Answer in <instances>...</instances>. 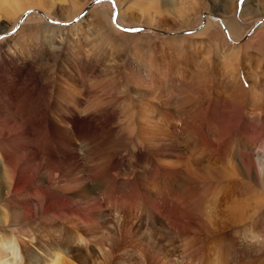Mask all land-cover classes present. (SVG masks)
<instances>
[{
  "label": "rangeland",
  "instance_id": "obj_1",
  "mask_svg": "<svg viewBox=\"0 0 264 264\" xmlns=\"http://www.w3.org/2000/svg\"><path fill=\"white\" fill-rule=\"evenodd\" d=\"M47 1L0 17V111L27 110L32 124L48 90L74 93L96 113L79 117L81 137L57 117L42 137L59 175L107 170L108 188L88 201L59 191L76 213L58 217L10 194L0 219H77L89 264H264V0H157L143 17L133 0ZM233 201L249 204L236 220L223 215Z\"/></svg>",
  "mask_w": 264,
  "mask_h": 264
},
{
  "label": "bare ground",
  "instance_id": "obj_2",
  "mask_svg": "<svg viewBox=\"0 0 264 264\" xmlns=\"http://www.w3.org/2000/svg\"><path fill=\"white\" fill-rule=\"evenodd\" d=\"M23 1V3H20L18 0H0V17H5L8 19L9 15L12 16L14 14V10L22 11L26 7H36V5H45L46 8L50 9L48 6V1L47 3L44 2V0ZM57 1L61 2L63 0ZM156 1L157 0H133V10L138 12L139 17H143V15L146 16L150 11H158L159 6H157ZM52 2L54 3V1ZM49 4L51 5V3ZM77 5L76 8L78 7ZM162 10L163 12H168L167 8H163ZM229 46L230 49L228 52L225 50L222 52L224 54L223 62L227 61L231 56V45ZM43 87L44 90H48V86ZM258 94H260V92H258ZM75 97L77 96L74 93L70 94L66 91L62 92L60 97H55L53 89L48 90L46 102H43V99L39 98V103L41 104L40 115L38 118L34 119L32 124L28 123L30 120V115L27 110H21L19 112V109L16 111L17 114H14L13 111H9L10 114L8 115H5V113H1L0 111V124L2 123L0 125V203L6 201L8 199V195L17 194L19 192L23 196H21L23 201L27 197L35 198L37 201L36 208L42 214H45L46 212L53 213L56 217H58L61 213L63 214V212L70 214L76 213L75 209L72 207V209L69 208L70 205H66L65 207L64 203L67 204L70 198H61V196H59V191L72 188L74 192L70 193L71 196L74 195V198H76L75 194L81 195L82 198H87L88 201L89 198L94 200V195L98 194L97 192L102 191V188L104 190V188L108 186L106 185V180L108 179L106 178V174H108L107 170H103L98 173L95 172L94 174H89L90 170H88L87 177L84 174H73L69 176V178L64 177L65 175H59L58 173L64 168L60 167V165L57 163L56 152L51 151L53 148L51 146L50 149L48 148L46 144L47 138H45V140L42 137V133L52 130L49 127V122L56 121V117L58 122H61V125H69L72 133L78 137H81L77 133L79 126L81 125L79 122V117H86L87 120H93V117L96 116V113L93 114L89 108L82 109L81 105L77 107L75 104L71 105L70 101L77 102ZM13 98L15 97L13 96ZM24 98L26 97L21 96L20 102H22ZM51 98L55 99L54 103L60 104L57 111L53 110L52 107L48 108L50 106V102H48V100H51ZM32 102H34V99H32ZM8 108L10 109V106L8 105L4 106L3 104V106H0V109H3L5 112L9 110ZM232 109L234 110L233 113L236 115V117H233L238 120L241 115V111L238 109V107ZM3 115L8 117H3ZM22 115H25L24 117H26L23 120L21 118ZM81 120L84 119L82 118ZM58 122L55 123L57 126H60ZM33 124L36 128H41L36 130L32 128L31 125ZM235 126L236 125H234V127ZM228 131H233V128H230ZM220 132V129H216L214 131L216 136L213 137L219 138L217 133ZM10 140L15 142V152H12L13 144ZM56 140L57 143H61V137L56 138ZM62 142L72 144L75 149L76 143L72 140L65 139L63 137ZM46 146L48 150L46 149ZM135 146L136 145H134V147ZM28 149L29 151H27ZM69 159L73 160L74 157L72 156ZM250 166L254 169L252 163ZM258 166L261 167L260 172L264 175V165L262 162H260V160L258 162ZM236 168L237 167L235 164H227L221 169V172L223 175L232 176L235 175L234 170H236ZM109 172L111 173V171ZM87 178L89 181H87ZM64 180H66V183H64ZM243 201L240 203L239 201L229 202L225 208L223 214L224 217L234 220H236V218L239 219V216L244 213L245 206L250 204L249 200V204L246 202L247 200L245 202ZM86 205H88L87 202ZM3 216H5L4 211ZM24 220L25 219H0L1 226L5 227L13 225L12 229L15 228L17 231L16 233H13L12 236L3 234L0 235V264H57L58 261L60 264H62V261L66 260V258L75 261V264H78L77 262L89 264V262L93 261V251L85 254L81 253L82 250L86 251L88 243L86 237L81 235L79 230H77L79 223L77 222V219H57L59 221H65L63 224L58 222L59 225L57 229L55 228L57 224L52 226L48 222H45V219H39L34 226L30 225L29 220L26 219L25 222ZM49 257L52 258L51 262H49L47 259Z\"/></svg>",
  "mask_w": 264,
  "mask_h": 264
},
{
  "label": "snow or ice",
  "instance_id": "obj_3",
  "mask_svg": "<svg viewBox=\"0 0 264 264\" xmlns=\"http://www.w3.org/2000/svg\"><path fill=\"white\" fill-rule=\"evenodd\" d=\"M4 39V37L3 36H0V40H3Z\"/></svg>",
  "mask_w": 264,
  "mask_h": 264
}]
</instances>
